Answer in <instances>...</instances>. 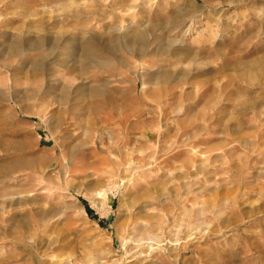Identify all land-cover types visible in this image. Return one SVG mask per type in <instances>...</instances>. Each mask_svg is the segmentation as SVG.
I'll return each mask as SVG.
<instances>
[{
    "label": "rangeland",
    "instance_id": "rangeland-1",
    "mask_svg": "<svg viewBox=\"0 0 264 264\" xmlns=\"http://www.w3.org/2000/svg\"><path fill=\"white\" fill-rule=\"evenodd\" d=\"M0 264H264V0H0Z\"/></svg>",
    "mask_w": 264,
    "mask_h": 264
},
{
    "label": "bare ground",
    "instance_id": "bare-ground-1",
    "mask_svg": "<svg viewBox=\"0 0 264 264\" xmlns=\"http://www.w3.org/2000/svg\"><path fill=\"white\" fill-rule=\"evenodd\" d=\"M187 34V33H186ZM175 42V41H174ZM131 43V42H130ZM177 43H178V41H177ZM184 43V42H183ZM148 45V44H147ZM147 48V47H146ZM144 50V49H143ZM147 51V50H146ZM145 55H146V52H145ZM91 67H93V66H91ZM141 70V69H140ZM95 199L96 200H99V199H101V195H97V196H95ZM125 263V262H124Z\"/></svg>",
    "mask_w": 264,
    "mask_h": 264
}]
</instances>
